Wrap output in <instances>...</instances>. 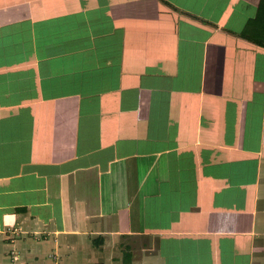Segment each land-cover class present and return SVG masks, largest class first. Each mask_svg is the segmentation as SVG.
Wrapping results in <instances>:
<instances>
[{"label": "crops", "instance_id": "0c3cea01", "mask_svg": "<svg viewBox=\"0 0 264 264\" xmlns=\"http://www.w3.org/2000/svg\"><path fill=\"white\" fill-rule=\"evenodd\" d=\"M264 0H0V264H264Z\"/></svg>", "mask_w": 264, "mask_h": 264}, {"label": "trees", "instance_id": "16d2710c", "mask_svg": "<svg viewBox=\"0 0 264 264\" xmlns=\"http://www.w3.org/2000/svg\"><path fill=\"white\" fill-rule=\"evenodd\" d=\"M264 5V4H263Z\"/></svg>", "mask_w": 264, "mask_h": 264}]
</instances>
